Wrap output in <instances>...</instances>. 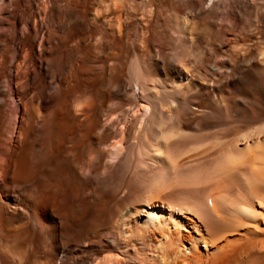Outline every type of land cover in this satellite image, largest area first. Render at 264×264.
<instances>
[{
	"label": "bare ground",
	"instance_id": "obj_1",
	"mask_svg": "<svg viewBox=\"0 0 264 264\" xmlns=\"http://www.w3.org/2000/svg\"><path fill=\"white\" fill-rule=\"evenodd\" d=\"M0 264H264V0H0Z\"/></svg>",
	"mask_w": 264,
	"mask_h": 264
},
{
	"label": "rangeland",
	"instance_id": "obj_2",
	"mask_svg": "<svg viewBox=\"0 0 264 264\" xmlns=\"http://www.w3.org/2000/svg\"><path fill=\"white\" fill-rule=\"evenodd\" d=\"M186 140H187L186 137L185 138L184 137L183 138H181V137L180 138L179 137L177 138L176 137L175 140L174 139L172 140L173 141L172 143L174 144L175 143L174 141H176V142H180V144H181V143H183ZM130 188H131V191H132L133 196L136 197V190H135V187L133 186V184L130 185ZM108 209H110V208H108ZM108 212H109V210H107V213ZM109 213H111V212H109Z\"/></svg>",
	"mask_w": 264,
	"mask_h": 264
}]
</instances>
